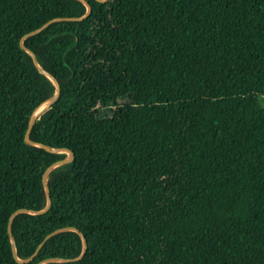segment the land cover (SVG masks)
Listing matches in <instances>:
<instances>
[{"label": "trees", "instance_id": "obj_1", "mask_svg": "<svg viewBox=\"0 0 264 264\" xmlns=\"http://www.w3.org/2000/svg\"><path fill=\"white\" fill-rule=\"evenodd\" d=\"M85 1L0 0V264H264V0Z\"/></svg>", "mask_w": 264, "mask_h": 264}, {"label": "water", "instance_id": "obj_2", "mask_svg": "<svg viewBox=\"0 0 264 264\" xmlns=\"http://www.w3.org/2000/svg\"><path fill=\"white\" fill-rule=\"evenodd\" d=\"M81 1L84 2L85 5L88 7V12H87V14H86L83 18H80V19H70V20L79 21V20H82V19L86 18V17L90 14V12H91V7L87 4V2H86L85 0H81ZM97 1H99V2H101V3H105V2H107L108 0H97ZM57 20H58V19H57ZM57 20H52V21H50L49 23H47L46 25H44L43 27L39 28L38 30H35V31H33V32L29 33V34H27V35L24 37V39L29 38V37H32V36H34V35L40 33V32L43 31L46 27H48L50 24L54 23V22L57 21ZM21 47H22V49H24L26 52H28V53L30 54V56L32 57L34 63L36 64V66H37L38 69L40 70V72H41L42 74L48 76L50 79H52V80L54 81L56 87H57V92H56V94H55L52 98H50V99L48 100L46 106L43 107L42 109H40L39 111H37V112L32 116V118H31V120H30V123H29V126H28V130H27V132H26L25 142H26V144L36 146V147L40 148L41 150H43V151H45V152H50V153H63V152H65V153L68 154V157H67L64 161H61V162L55 164L53 167L49 168V169L44 173V175H43L44 187H45L46 192H47V195H48V205H47V207H46V209H45L44 211H42V212H38V213H35V214H44V213H46V212L50 209V207H51V203H52V202H51V198H50V189H49V186L47 185V181H46V179H47L49 173H50L54 168L58 167V166L61 165V164H64V163H68V162H70V161L73 159L74 154H73V152H72L71 150H69V149H67V148H58V149H48V148H45L44 146H42V145H40V144H38V143H34V142H32V141L30 140V138H29V135H30V133H31V131H32V129H33L35 123H36L37 118L40 116V114H42L44 111L48 110V109L51 107V105H53V104L58 100V98H59V96H60V93H61V87H60V84L58 83V81H57L53 76H51L48 72H46L45 70H43V69H41V68L39 67V65H38V63H37V61H36V59H35V55L33 54V52H31V51H30V50L24 45L23 42H21ZM19 212H25V211L22 210V211H19ZM15 214H16V213H15ZM15 214H14V215H15ZM14 215H13V216L11 217V219H10V222H9V225H8V233H9L10 237L12 238V243H13V245H12V249H13L14 257L17 259V255H16V244H15V240H14V238H13L12 227H11V224H12V220H13ZM67 230L78 231L77 229H62V230H58V231L52 233L51 235H49L48 237H46V239L44 240V242L39 246V248L37 249L36 253H35L31 258H29L28 260H25V261H21V260L18 259V262H19V263H29V262H31V261L36 257V255H37L39 249L42 247V245H43L47 240H49L53 235H55V234H57V233H59V232H62V231H67ZM80 235H81V238H82V241H83V245H84L83 253H82V255H81L79 258L72 259V260H67V261H70V262H72V261H73V262H75V261H79V260H81V259L84 257V255L86 254V251H87V241H86V238H85L81 233H80ZM46 262H48V261H46ZM43 263H45V262H43ZM41 264H42V263H41Z\"/></svg>", "mask_w": 264, "mask_h": 264}, {"label": "rangeland", "instance_id": "obj_3", "mask_svg": "<svg viewBox=\"0 0 264 264\" xmlns=\"http://www.w3.org/2000/svg\"><path fill=\"white\" fill-rule=\"evenodd\" d=\"M102 87H103L102 93L100 94L101 101H105L108 98L110 99V96L112 94L111 87L108 84L107 85L105 84ZM260 101H262V103L264 104V98L263 99L261 98ZM111 105H112L111 101L107 104V106H102L100 104L99 107H100L101 113H103L105 110H107Z\"/></svg>", "mask_w": 264, "mask_h": 264}]
</instances>
